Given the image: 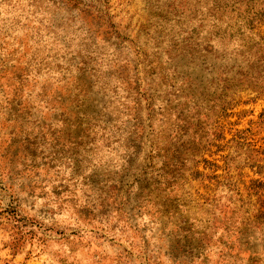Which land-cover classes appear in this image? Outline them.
Returning a JSON list of instances; mask_svg holds the SVG:
<instances>
[{
	"label": "rangeland",
	"instance_id": "1",
	"mask_svg": "<svg viewBox=\"0 0 264 264\" xmlns=\"http://www.w3.org/2000/svg\"><path fill=\"white\" fill-rule=\"evenodd\" d=\"M263 13L0 0V264H264Z\"/></svg>",
	"mask_w": 264,
	"mask_h": 264
},
{
	"label": "trees",
	"instance_id": "2",
	"mask_svg": "<svg viewBox=\"0 0 264 264\" xmlns=\"http://www.w3.org/2000/svg\"><path fill=\"white\" fill-rule=\"evenodd\" d=\"M259 14L261 13H254V15H252L249 21L251 25L258 22V16H260ZM252 54V69L256 68L259 73L264 75V45L256 43V50H254V52L252 51Z\"/></svg>",
	"mask_w": 264,
	"mask_h": 264
}]
</instances>
